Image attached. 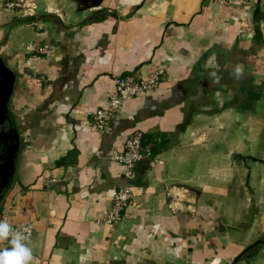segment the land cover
Masks as SVG:
<instances>
[{"label":"crops","instance_id":"1","mask_svg":"<svg viewBox=\"0 0 264 264\" xmlns=\"http://www.w3.org/2000/svg\"><path fill=\"white\" fill-rule=\"evenodd\" d=\"M84 3L0 0V219L32 226L31 264H264V0ZM157 69L91 123L116 76Z\"/></svg>","mask_w":264,"mask_h":264},{"label":"built area","instance_id":"2","mask_svg":"<svg viewBox=\"0 0 264 264\" xmlns=\"http://www.w3.org/2000/svg\"><path fill=\"white\" fill-rule=\"evenodd\" d=\"M162 69L152 72L148 78L135 79L129 75H118L115 77V88L109 93L110 105L107 108H98L94 111L91 123L98 129L103 130L107 127L111 115L120 109L124 101L132 98L145 90L156 86ZM150 153V148L145 147L142 140V134L139 131L132 133L125 141L122 149L115 152L112 158L122 163L126 167V175L133 177L136 163L143 160ZM132 197V191L129 186H121L113 195L112 208L109 211V217L114 220L121 218L122 212ZM13 228L27 227L29 229V239L33 229L30 224H10ZM9 246L5 241V247Z\"/></svg>","mask_w":264,"mask_h":264},{"label":"clouds","instance_id":"3","mask_svg":"<svg viewBox=\"0 0 264 264\" xmlns=\"http://www.w3.org/2000/svg\"><path fill=\"white\" fill-rule=\"evenodd\" d=\"M27 227L13 228L9 222L0 219V242L7 241V247H0V264H31L32 248L29 246Z\"/></svg>","mask_w":264,"mask_h":264},{"label":"water","instance_id":"4","mask_svg":"<svg viewBox=\"0 0 264 264\" xmlns=\"http://www.w3.org/2000/svg\"><path fill=\"white\" fill-rule=\"evenodd\" d=\"M103 0H86V3H84V5L82 6V8H89V7H95L97 5H100L102 3ZM0 81L3 84L1 86V89H3L2 93L3 94L1 97L2 101H3V105H4V100L6 101V98H8V96L11 93V90L13 88V83H14V78H15V73L12 71V69L10 67H8L4 60L3 57L0 56ZM5 108V106L3 107ZM16 147L18 146V144L15 145ZM259 243L256 242L255 244ZM254 244V245H255ZM250 248V247H249ZM237 259H234V263L236 262Z\"/></svg>","mask_w":264,"mask_h":264},{"label":"flooded vegetation","instance_id":"5","mask_svg":"<svg viewBox=\"0 0 264 264\" xmlns=\"http://www.w3.org/2000/svg\"><path fill=\"white\" fill-rule=\"evenodd\" d=\"M2 124V123H1Z\"/></svg>","mask_w":264,"mask_h":264}]
</instances>
